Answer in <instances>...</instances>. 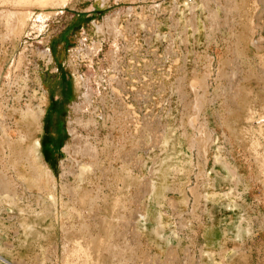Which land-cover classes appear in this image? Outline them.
<instances>
[{
	"label": "rangeland",
	"instance_id": "374dc122",
	"mask_svg": "<svg viewBox=\"0 0 264 264\" xmlns=\"http://www.w3.org/2000/svg\"><path fill=\"white\" fill-rule=\"evenodd\" d=\"M0 74L9 264H264V0H0Z\"/></svg>",
	"mask_w": 264,
	"mask_h": 264
},
{
	"label": "bare ground",
	"instance_id": "6f19581e",
	"mask_svg": "<svg viewBox=\"0 0 264 264\" xmlns=\"http://www.w3.org/2000/svg\"><path fill=\"white\" fill-rule=\"evenodd\" d=\"M65 2L66 1H62V2H60V4H57L60 9L59 10L57 9L53 13H50V14L49 13H41V14L35 15V14L28 12L25 15V17L23 18L24 22H25V25H24L25 27H24L23 33H21V37L19 38L20 43L23 42V40L26 39L27 36H29L31 32H33V34L35 32H37L39 35H42L43 33H45V30L47 29V26H48L47 22L49 20V17L52 15H58L59 13L61 14V9H62V7L65 6ZM157 7H159V5ZM10 17L11 18L15 17V15L13 13H10ZM156 26H157L156 23L151 24L150 30L155 32ZM92 53H93V51H89V53L86 52V55H91ZM11 58H12V56H11ZM20 59L21 58L17 59L18 60L17 63L15 62L16 66L18 65ZM13 60H10L11 65H10V67H8L9 69L14 66ZM9 71L10 70H7V72H6L7 76L5 75V77H3V78L9 79V77H8ZM1 74H0V76H1ZM25 79H26V77H24L23 80H15V81L13 80V81L15 83L19 82L21 84V88H23L26 84ZM9 80H11V79H9ZM9 80L7 82L8 83L7 85H9V82H10ZM0 99H1V96H0ZM40 101L41 102L45 101V96L42 97V100H40ZM0 108H2L1 107V101H0ZM40 112H41L40 107L37 109H34L31 106H27V107H25V109H13V111H12L13 114L18 115L15 117L16 125L20 126V125L24 124L26 127L35 125V126H37V128H38V125L41 124L40 117H39ZM5 119H6V113L0 111V125L4 124ZM5 130H6V128L5 129L2 128V136L1 137L8 140L9 144H12L11 142L13 141V138L10 134H8V130L7 131H5ZM27 134L23 131H20L15 143L22 147V150H20V152H19V160H21L22 162H26L28 165V170L30 172L29 184L32 185L33 187H37L39 184L44 183V173L45 172L49 173V176H51V175H50V170H47V169L45 170L43 168V166L41 165V162H38V160L36 159L37 149H36L34 142L29 140V141H31V143H29L28 145H26L24 147V144L26 143V141L28 140V137H29V135H27ZM164 137H165L164 133L154 135L153 139H152V143L150 146L154 147V146L158 145ZM95 150L96 149L92 148V152H94ZM93 154H91V158L93 157ZM88 164H89V166L93 165L91 163H88ZM81 169L82 170L80 172V175H81L80 179L82 180L83 176H85V175H83V172H86L87 170L84 167H82ZM1 184L3 185V183H1ZM2 185H0V199L3 198L6 200V198H7V199H11V200H16L13 196L14 194L11 193L12 191L11 192H9L10 190L7 191V189L4 187V185L3 186ZM155 186L152 184L148 189V191H150L152 195L155 194V192L157 191V190L155 191V189H156ZM51 198H53V197H51ZM7 203L9 204V202H7ZM53 203H54V201H53ZM141 217H143V216H141ZM3 251H4L3 248L0 246V264H9L7 261H5V259L1 255V253L3 254Z\"/></svg>",
	"mask_w": 264,
	"mask_h": 264
}]
</instances>
